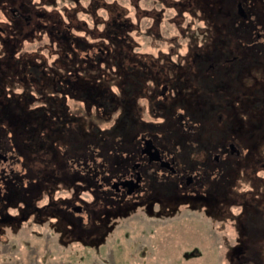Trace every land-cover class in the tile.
I'll list each match as a JSON object with an SVG mask.
<instances>
[{"label":"flooded vegetation","instance_id":"flooded-vegetation-1","mask_svg":"<svg viewBox=\"0 0 264 264\" xmlns=\"http://www.w3.org/2000/svg\"><path fill=\"white\" fill-rule=\"evenodd\" d=\"M255 9L264 0H0V243L34 235L69 252L61 264H170L158 224L189 218L226 232L225 264H264Z\"/></svg>","mask_w":264,"mask_h":264},{"label":"rangeland","instance_id":"rangeland-1","mask_svg":"<svg viewBox=\"0 0 264 264\" xmlns=\"http://www.w3.org/2000/svg\"><path fill=\"white\" fill-rule=\"evenodd\" d=\"M224 12L225 15H220V18H225L228 22L235 20L234 10L231 7L227 6V10H224ZM252 15L250 25L255 28L257 27L264 33L263 11L255 9L252 11ZM186 17L189 19V14ZM2 18H4V15L0 10V19ZM47 41L48 38L45 37L41 44L44 45V57L51 63L55 56L50 55V49L48 50V47H45ZM39 44L40 42L38 41H25L23 48L34 50ZM2 46L3 43L0 41V49H2ZM146 48L149 49V47ZM234 48H236V44ZM251 72L257 77L259 82L256 85H261V83L264 85V74L256 72L254 69ZM255 77L252 79V83H254ZM37 103L39 104L40 102L38 101ZM80 113H83L82 110ZM105 123L107 121H104ZM241 140L245 142V138H241ZM205 222L183 218L182 220H174L165 225L158 224L159 231L155 236L154 242L156 244V252H159L160 256L156 255L155 258L161 259V256H170V264H225L223 258L226 252V245L222 237L225 231L217 233ZM27 236L30 237V247L15 249L11 247L10 243H0V264H61L69 261L72 257L68 251H63L62 254L61 250H47L42 247L44 240L41 241L40 238L35 239L34 235ZM11 241L16 240L11 239ZM164 243L168 245L163 247ZM51 252H54L57 256H51ZM46 256L48 258L45 259Z\"/></svg>","mask_w":264,"mask_h":264}]
</instances>
